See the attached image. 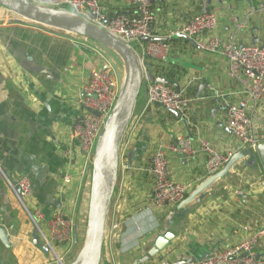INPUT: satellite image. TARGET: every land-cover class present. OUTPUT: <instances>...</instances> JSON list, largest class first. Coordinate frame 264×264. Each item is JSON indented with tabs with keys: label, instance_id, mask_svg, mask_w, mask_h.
<instances>
[{
	"label": "crops",
	"instance_id": "crops-1",
	"mask_svg": "<svg viewBox=\"0 0 264 264\" xmlns=\"http://www.w3.org/2000/svg\"><path fill=\"white\" fill-rule=\"evenodd\" d=\"M208 1L152 0L157 33L168 36L210 9L218 17L215 36L225 41L234 38L240 45H264V0H212L211 6ZM102 5L108 18L131 13L123 0H103ZM200 38L206 40L208 35ZM170 44V60H149L147 67L152 79L154 75L167 78L195 100L189 124L158 105H149L143 85L108 217L109 224L114 219L121 227L111 243L105 240L101 264H136L169 231L174 234L170 245L146 264L188 263L237 246L264 227L260 152L240 161L205 192L201 202L172 221L169 217L176 207L161 212L150 209L154 180L150 169L160 146L174 144L182 136L191 138L189 130L194 145L206 140L223 154L237 145L226 127L225 111L229 102L239 100L240 84L230 77L226 58L201 51L181 35ZM106 68L124 82L125 65L115 51L29 22L0 6V225L8 230L12 243L7 250L0 241V264H52L51 258L34 247L35 225L10 188L9 182L22 178L30 182L29 205L44 215L42 229L48 234L53 215L64 213L78 236H72L71 243H81L80 231L89 221L92 171L89 164L83 165L80 144L72 136L81 120L82 87L92 72ZM212 87L218 96L210 92ZM128 137L126 131L122 145ZM68 150L74 152L72 157H67ZM165 152L171 178L187 186L190 195L202 184L207 156L187 160L168 149ZM66 175L72 177L69 185H64ZM67 249L61 246L60 252ZM257 249L264 252V238Z\"/></svg>",
	"mask_w": 264,
	"mask_h": 264
},
{
	"label": "built area",
	"instance_id": "built-area-1",
	"mask_svg": "<svg viewBox=\"0 0 264 264\" xmlns=\"http://www.w3.org/2000/svg\"><path fill=\"white\" fill-rule=\"evenodd\" d=\"M30 1L81 17L133 47L142 63L143 85L147 87L149 105H158L172 113H178L181 120H185L187 124H189V112L195 100L185 94V89L177 90L172 84L160 83L156 81L155 75L152 79L147 62L150 60L167 63L171 56L170 41L176 35H181L194 42L203 52L219 54L226 58L230 77L240 84L239 100L229 102L225 111L226 127L237 140V145L223 154L206 140H200L197 145H194L192 138L182 136L174 144L160 146L154 154L150 169L154 177L151 190V210L161 212L166 208L176 207L189 195L187 186L171 178L166 149L173 154L184 156L187 160L196 159L200 154L207 156L205 176L199 180L203 183L223 169L236 153L248 150L254 155L258 152V147L264 144V45H240L234 38L225 41L215 36L214 32L218 26L216 14L204 10L195 15L180 30L163 37L156 31V16L152 0H123L124 4L131 8V13H120L113 18L106 16L102 5L103 0ZM243 27L244 25L239 26L240 29ZM204 34L208 35V38L201 40L200 37ZM144 39H149V41H144ZM122 85L123 83L117 78L113 69L106 68L92 72L87 83L82 87V94L78 101L81 120L76 125L72 138L80 144L83 165L89 164L90 167L93 161L97 140L116 106ZM210 92L218 96L215 88L212 87ZM207 97L204 98L207 99ZM137 127L138 121L133 126L132 135ZM128 132L129 137L121 146L123 160H126L131 141L130 126ZM73 154L72 150L66 153L67 157H72ZM71 182L72 177L66 175L64 185H69ZM260 183L264 191V177ZM9 185L17 202L26 210L38 229L42 241L50 249L51 255L58 257L59 252L56 247L60 245L68 246L69 249L74 233L72 221L64 213L54 214L47 224V234L41 227L44 215L37 207H29L26 201L30 196L28 179L22 178L16 182H9ZM120 227L121 224L114 219L110 224L108 222L107 242L111 243ZM248 230L249 228H245V231ZM263 238L264 227L251 233L237 246L212 252L205 258L184 264H264V252L257 249Z\"/></svg>",
	"mask_w": 264,
	"mask_h": 264
},
{
	"label": "water",
	"instance_id": "water-1",
	"mask_svg": "<svg viewBox=\"0 0 264 264\" xmlns=\"http://www.w3.org/2000/svg\"><path fill=\"white\" fill-rule=\"evenodd\" d=\"M211 4L212 0H209L208 5L211 6ZM0 6L37 25L71 33L94 41L115 51L124 62L125 78L120 96L97 140L94 158L90 165L92 171V189L88 240L82 255L71 263L101 264L106 240L108 217L114 199L121 165L122 141L132 120L137 99L143 88V68L140 57L133 47L118 40L108 31L71 13L39 5L30 0H0ZM207 12H210V9H208ZM144 41H149V39H144ZM155 79L163 84H171L167 78ZM175 88L180 90L178 85H175ZM174 114L181 119L178 113ZM183 123L188 125L185 120H183ZM189 134L192 138L191 130H189ZM258 152L261 153L264 160V144L258 147ZM252 157L253 153L248 150H242L236 153L223 169L206 179L193 193L187 196L183 202L177 205L170 215L169 220L172 221L177 214L192 207L195 203L201 202L205 192L212 188L218 181L227 177L240 161L246 158L251 159ZM173 239L174 234L170 231L158 237L154 246L143 258L136 262V264H146L152 261L165 251ZM0 241L5 249H11L12 243L10 241L9 232L1 225ZM32 243L34 247L40 249L48 259L52 257L50 249L42 241L36 227L32 233ZM55 258L62 263L60 258Z\"/></svg>",
	"mask_w": 264,
	"mask_h": 264
},
{
	"label": "rangeland",
	"instance_id": "rangeland-1",
	"mask_svg": "<svg viewBox=\"0 0 264 264\" xmlns=\"http://www.w3.org/2000/svg\"><path fill=\"white\" fill-rule=\"evenodd\" d=\"M123 162H125V160H123L121 158V165H123ZM28 203V200H26ZM29 205V203H28ZM30 207V205H29ZM23 211L26 213V216L28 217V219L33 223V221L31 220V218L29 217L28 213L26 212V210L23 208ZM34 215V214H33ZM34 225V223H33ZM89 225H90V220L87 221V223L85 225L82 226V230L80 231L81 233V243H78V246L76 245V243H74L75 241L73 240V242L71 243L70 248L68 249V251H66V253H62L60 252L61 246L56 247L57 251L59 252L58 257L61 259L62 263L60 261H57V259L52 255L51 257V262L52 264H71L73 261H75L79 256L82 255V253L85 250V246H86V242L88 240V231H89ZM73 239H77V233H73ZM77 236V237H76ZM79 239V238H78ZM76 245V247H75ZM63 251V250H62Z\"/></svg>",
	"mask_w": 264,
	"mask_h": 264
},
{
	"label": "bare ground",
	"instance_id": "bare-ground-1",
	"mask_svg": "<svg viewBox=\"0 0 264 264\" xmlns=\"http://www.w3.org/2000/svg\"><path fill=\"white\" fill-rule=\"evenodd\" d=\"M87 243V242H86Z\"/></svg>",
	"mask_w": 264,
	"mask_h": 264
}]
</instances>
